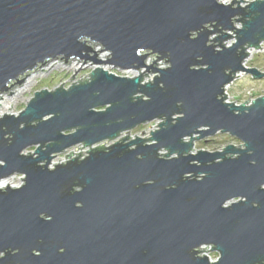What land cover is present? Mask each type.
<instances>
[{"label": "water", "instance_id": "water-1", "mask_svg": "<svg viewBox=\"0 0 264 264\" xmlns=\"http://www.w3.org/2000/svg\"><path fill=\"white\" fill-rule=\"evenodd\" d=\"M241 1L0 0V91L60 54L101 64L0 118V181L25 175L0 187V264H264V96L226 94L241 72L264 77L244 64L263 48L264 0ZM219 132L242 145L193 151Z\"/></svg>", "mask_w": 264, "mask_h": 264}, {"label": "rangeland", "instance_id": "rangeland-1", "mask_svg": "<svg viewBox=\"0 0 264 264\" xmlns=\"http://www.w3.org/2000/svg\"><path fill=\"white\" fill-rule=\"evenodd\" d=\"M231 1L232 0H224L223 2L230 3ZM250 1H254V0L241 1V4L245 6L246 4H249ZM238 26L241 27L242 24L239 23ZM234 40H235V37H233L230 41H228V43L233 42ZM88 45H93V49L95 51H98L100 48H105L102 44H100L98 42H89ZM90 54L94 55V52L90 51ZM107 55H109V57H111V51L107 50V49L100 51L98 54V56H100V58L102 60H107ZM58 56L63 57L64 55L60 54ZM59 57L52 58L48 62L44 63L43 65L41 63L40 65H38L35 68L36 70L35 69L29 70L25 75H22L23 77H25L28 73H31V76L34 77V79H33L32 83L27 87L26 91L22 94V97L19 98V100L16 102L14 107L9 109V112H10L9 114H14V115L18 116L20 114V112L26 108V106L28 105V102H30V100L34 97L36 91H41L42 89H45V88L52 91L53 89L60 87L62 83H63L64 88H68L72 85L73 82H76V84L80 83V81H78V79L82 75H83V77H85L87 74L91 73L96 67H101L100 63H92L93 60H89V61H87V63L83 64V61H79V57L74 56L71 59V62H74L73 68L67 69L66 67L68 66V64L64 63L65 60L59 61L60 60ZM151 60H152V56L149 55L148 58L146 59V64L149 65ZM55 61L61 62L62 67H60V68L48 67L49 64H51ZM162 61H163V64H159L158 65L159 67H165L168 65V63L164 60H158L157 62L162 63ZM45 67L47 69H45ZM102 67L113 72V73H115V74H118L120 76H128V77L138 76V74L140 73V70H141V72H143L147 69V67H143L140 70L139 69L137 70L135 68L120 69V68H118L112 64H109V63L102 64ZM246 67H248V68L255 67L260 72L264 73V71H263V69H264V45H263V48L260 50H254V49L252 50V52L249 54L248 59L246 61ZM75 68L76 69L80 68L77 71V73H76ZM74 74H75V78L72 80L69 79ZM155 74H158V73L150 72L149 73L150 76L149 75L146 76L144 74L143 75V77H144L143 82L147 83V82H149V79H154ZM21 77H20V79H21ZM12 82H15V80H13ZM17 84L18 83H15L9 89H11L13 86H15ZM227 90H228V98L227 99L230 102L243 103V102H246L248 99H250V101H251V100H253L259 96H264V79L255 78V77H253L252 74L243 72V74L238 79L234 80V82L229 85ZM4 91H6V90H4ZM2 117L3 116H1L0 118H2ZM159 122H161V119H155L151 122H146L144 124H140V125L136 126L135 128H133L129 131L123 132L118 139H122L124 136H126L128 134H130L131 138H135L136 135L137 136H143V137H149L151 135L150 131L151 130L154 131L159 127V126H155V125H158ZM73 131H74V129L67 130L66 132H73ZM111 142L112 141L106 140L103 143H104V145H108ZM101 144H98L96 146H99ZM229 144L242 145V142L240 140H238L237 138L231 136L228 133H220L219 132L213 136H209V137H206L203 139L196 140L194 143V150L193 151L197 152L198 149H205L208 151H217V150H222L225 146H227ZM76 146L83 147L84 144L80 143V144L72 146V147H70V148H68L62 152L55 153L54 155H56V156L53 157L52 161L54 159H56V161L53 164L66 162L68 160V158H66V155L70 154L71 151L74 152L73 156L75 157L77 155V153H79L81 151L89 150V147H86V146H84L82 149L81 148L76 149ZM36 149H37V146L32 145V146H29L24 152L26 154L28 152L34 153ZM163 152L166 153V151H163ZM86 154H87V152L82 154V156H84ZM58 157H60L61 159H59ZM52 161L50 164L51 169L55 168V165L52 164ZM0 163L2 165H4L5 161L0 160ZM10 176H14V178H12L13 179L12 183L14 185L21 187L23 185V183H25V181L21 179V177H23V178L25 177L24 174L14 173ZM10 176H8V177H10ZM7 180H10V179L8 178ZM208 253L213 259H216L218 257L217 252L210 250V251H208Z\"/></svg>", "mask_w": 264, "mask_h": 264}, {"label": "bare ground", "instance_id": "bare-ground-1", "mask_svg": "<svg viewBox=\"0 0 264 264\" xmlns=\"http://www.w3.org/2000/svg\"><path fill=\"white\" fill-rule=\"evenodd\" d=\"M221 1H224V0H221ZM250 52H252V50ZM66 64H68V66L66 68L67 69H71V68H73L74 62L66 63ZM48 67H51V68H60V67H62V63L55 61V62L49 64ZM45 69H47V68L45 67ZM22 78H24V77L22 76L21 79ZM33 79H34V77L31 76V73H28V75L25 77L24 82L21 83L20 85L18 83L17 85L13 86L11 89H8L7 91H4V90L0 91V98L3 97L2 99H0V117L1 116H4L5 113H7V114L10 113L9 112V109L14 107V105L16 104V102L19 100V98L22 97V94L26 91L27 87L32 83ZM10 91H12L14 93L12 95H9L8 93H10ZM55 161H56V159H54L52 161V164L55 163ZM8 178L10 180H7ZM12 178H14V176H10V177H7V178L2 179V181L0 182V187L1 188L2 187H5V186L8 185V183H10L9 184L10 187H13V186L14 187H19V186L14 185L12 183L13 182L12 181L13 180Z\"/></svg>", "mask_w": 264, "mask_h": 264}, {"label": "built area", "instance_id": "built-area-1", "mask_svg": "<svg viewBox=\"0 0 264 264\" xmlns=\"http://www.w3.org/2000/svg\"><path fill=\"white\" fill-rule=\"evenodd\" d=\"M263 45H264V41H262L261 42V44H260V46L261 47H263ZM260 50V49H258V48H250V49H248V51L250 52L251 50ZM251 53V52H250ZM248 59V58H247ZM247 59H246V61H247ZM246 61H245V65H246ZM243 72H241L239 75L241 76V74H242ZM240 76H238L236 79H238ZM232 84V83H231ZM228 87H229V85H228ZM228 87H227V89H228ZM226 89V94H228V90ZM227 101H229L228 99H227ZM252 101V100H251ZM230 102V101H229ZM237 103V102H236ZM239 104V103H238ZM204 247H207V246H204ZM203 247V248H204ZM209 247H211V246H209ZM205 254H207L209 257H210V259L213 261V260H216V259H218V257L216 258V259H213L210 255H209V253L207 252V251H203Z\"/></svg>", "mask_w": 264, "mask_h": 264}, {"label": "flooded vegetation", "instance_id": "flooded-vegetation-1", "mask_svg": "<svg viewBox=\"0 0 264 264\" xmlns=\"http://www.w3.org/2000/svg\"><path fill=\"white\" fill-rule=\"evenodd\" d=\"M263 71H264V69H263ZM260 79H264V77L263 78H260Z\"/></svg>", "mask_w": 264, "mask_h": 264}]
</instances>
